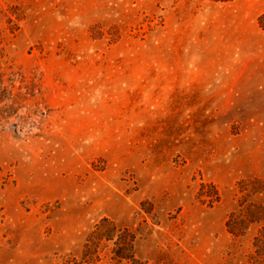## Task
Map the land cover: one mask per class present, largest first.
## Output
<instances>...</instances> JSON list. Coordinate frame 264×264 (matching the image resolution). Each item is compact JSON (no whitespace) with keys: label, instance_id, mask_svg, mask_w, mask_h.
Here are the masks:
<instances>
[{"label":"rangeland","instance_id":"rangeland-1","mask_svg":"<svg viewBox=\"0 0 264 264\" xmlns=\"http://www.w3.org/2000/svg\"><path fill=\"white\" fill-rule=\"evenodd\" d=\"M240 202L264 206V0H0V264H250Z\"/></svg>","mask_w":264,"mask_h":264},{"label":"trees","instance_id":"trees-1","mask_svg":"<svg viewBox=\"0 0 264 264\" xmlns=\"http://www.w3.org/2000/svg\"><path fill=\"white\" fill-rule=\"evenodd\" d=\"M215 1H230V0H215ZM219 197L218 193H216ZM240 210L242 212V217L237 220L235 213H232L229 219L226 222V226L229 232L236 236H240L245 231L247 224H252L256 222L264 221V206L259 204H249L244 206V203L240 202ZM103 224L106 225L103 231H100L101 226H98L97 229L93 232L99 235V238H106L108 240H114L117 235L118 238L114 242L115 246L113 248L114 257L118 261L134 260V237L129 234L126 236V233H130L129 230H121L118 228L111 220L104 218ZM246 225V226H245ZM259 234H256L254 237V253L250 255L249 262L250 264H264V227L259 230ZM93 235V234H92ZM90 241L95 240V237H90ZM89 247V246H87ZM83 259H91L88 256V249H83Z\"/></svg>","mask_w":264,"mask_h":264}]
</instances>
